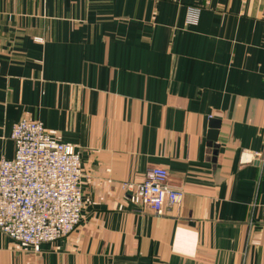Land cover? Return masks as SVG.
Wrapping results in <instances>:
<instances>
[{
	"label": "crops",
	"instance_id": "crops-1",
	"mask_svg": "<svg viewBox=\"0 0 264 264\" xmlns=\"http://www.w3.org/2000/svg\"><path fill=\"white\" fill-rule=\"evenodd\" d=\"M24 117L80 153L83 220L39 251L0 230V264H264V0H0V160ZM151 167L164 215L122 187Z\"/></svg>",
	"mask_w": 264,
	"mask_h": 264
},
{
	"label": "built area",
	"instance_id": "built-area-1",
	"mask_svg": "<svg viewBox=\"0 0 264 264\" xmlns=\"http://www.w3.org/2000/svg\"><path fill=\"white\" fill-rule=\"evenodd\" d=\"M200 14L198 6H188L186 24L197 25ZM11 138L14 157L0 160V230L39 251L43 243L71 235L83 220L81 156L39 120L22 118ZM263 158L264 152H255L242 161ZM169 178L166 168L151 167L142 183L122 187L133 204L164 215L184 197Z\"/></svg>",
	"mask_w": 264,
	"mask_h": 264
},
{
	"label": "water",
	"instance_id": "water-1",
	"mask_svg": "<svg viewBox=\"0 0 264 264\" xmlns=\"http://www.w3.org/2000/svg\"><path fill=\"white\" fill-rule=\"evenodd\" d=\"M219 127H220V120L212 119L209 138L212 141L211 145L214 147H217V144L215 142L217 141ZM214 153L217 154V151H215Z\"/></svg>",
	"mask_w": 264,
	"mask_h": 264
}]
</instances>
